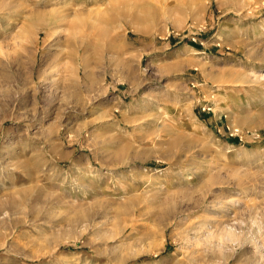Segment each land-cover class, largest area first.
Returning a JSON list of instances; mask_svg holds the SVG:
<instances>
[{"label": "rangeland", "instance_id": "rangeland-1", "mask_svg": "<svg viewBox=\"0 0 264 264\" xmlns=\"http://www.w3.org/2000/svg\"><path fill=\"white\" fill-rule=\"evenodd\" d=\"M0 264H264V0H0Z\"/></svg>", "mask_w": 264, "mask_h": 264}]
</instances>
